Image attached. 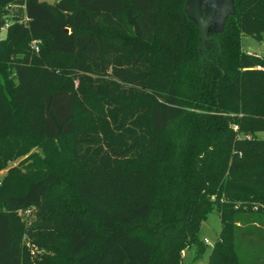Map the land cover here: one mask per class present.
I'll return each instance as SVG.
<instances>
[{
	"label": "trees",
	"instance_id": "obj_1",
	"mask_svg": "<svg viewBox=\"0 0 264 264\" xmlns=\"http://www.w3.org/2000/svg\"><path fill=\"white\" fill-rule=\"evenodd\" d=\"M185 2L0 0V135L73 139L0 177V264H29L23 208L68 247L34 264H182L214 210L208 264H264V58L241 48L264 0H233L204 60Z\"/></svg>",
	"mask_w": 264,
	"mask_h": 264
},
{
	"label": "rangeland",
	"instance_id": "obj_2",
	"mask_svg": "<svg viewBox=\"0 0 264 264\" xmlns=\"http://www.w3.org/2000/svg\"><path fill=\"white\" fill-rule=\"evenodd\" d=\"M47 1L51 2L52 0ZM210 32H212L211 27L207 29V35ZM4 33L3 30H0V38L4 37ZM241 48L247 53H252L264 58V37L259 40L250 35H243L241 37ZM257 136L264 137V131L257 132ZM72 143L73 139L70 136L64 137L61 141H56L54 143L40 144L39 139L32 134L27 139L18 131L17 133L0 135V177H2L8 169L15 168L23 174L22 179L28 180L33 175L41 172L42 168L36 166L37 160H41V162L43 159L51 160L54 153H61L60 157L63 158V151L65 148H70ZM41 166L43 167V165ZM13 219V222L18 225L21 231L20 244L24 246V249L28 252L29 264H34L37 261L43 260L42 258L40 259V255L51 257L54 262L59 261L57 254L51 251V249L47 250L37 245L36 247L33 243H51L59 249V253H61L60 255H62L63 258L66 257L68 247L65 238H55V241L52 242L50 238L53 237V234L40 236L35 230H31L30 223L34 219V210L32 208L17 210L14 213ZM220 229V218L216 210H214L201 222L199 231L200 239L202 241L207 239L209 243L204 244V251L201 256H197L196 246L194 245L183 250L182 264H208L210 248L217 240Z\"/></svg>",
	"mask_w": 264,
	"mask_h": 264
},
{
	"label": "water",
	"instance_id": "obj_3",
	"mask_svg": "<svg viewBox=\"0 0 264 264\" xmlns=\"http://www.w3.org/2000/svg\"><path fill=\"white\" fill-rule=\"evenodd\" d=\"M184 10L195 22L199 32L200 51L205 58V42L211 37L207 29L218 31L227 15L234 13L233 0H186Z\"/></svg>",
	"mask_w": 264,
	"mask_h": 264
},
{
	"label": "built area",
	"instance_id": "obj_4",
	"mask_svg": "<svg viewBox=\"0 0 264 264\" xmlns=\"http://www.w3.org/2000/svg\"><path fill=\"white\" fill-rule=\"evenodd\" d=\"M7 25H8V22L7 21H5L4 23H3V25L0 27V30H5V28L7 27ZM30 48L34 51V52H37L38 51V46H37V40H32L31 42H30ZM256 69H262L261 68V66H256ZM204 242L205 243H209V241L207 240V239H205L204 240Z\"/></svg>",
	"mask_w": 264,
	"mask_h": 264
},
{
	"label": "crops",
	"instance_id": "obj_5",
	"mask_svg": "<svg viewBox=\"0 0 264 264\" xmlns=\"http://www.w3.org/2000/svg\"><path fill=\"white\" fill-rule=\"evenodd\" d=\"M183 252H184V251H183ZM183 252H182V253H183Z\"/></svg>",
	"mask_w": 264,
	"mask_h": 264
}]
</instances>
